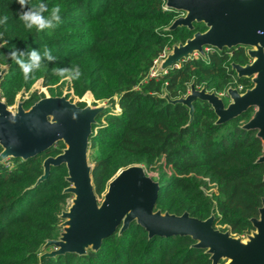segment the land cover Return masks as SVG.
I'll return each instance as SVG.
<instances>
[{"label": "trees", "instance_id": "obj_1", "mask_svg": "<svg viewBox=\"0 0 264 264\" xmlns=\"http://www.w3.org/2000/svg\"><path fill=\"white\" fill-rule=\"evenodd\" d=\"M39 3L48 6L46 17L60 5V23L28 30L19 19L17 0H0V20L7 17L0 24V68H5L0 92L6 104L13 105L17 94L29 92L38 79L56 95L53 86L62 78L53 70H67L74 95L89 91L107 103L89 137L98 196L120 168L140 164L156 174L160 185L155 209L187 211L200 219L213 213L216 228L240 236L249 232L264 196V164L255 162L261 142L254 130L241 127L253 110L217 124L206 101L196 99L191 116L184 104L168 101L185 96L191 83L218 94L230 86L250 87V80L237 78L230 65L248 61L244 47H208L204 56L151 75L160 55L193 33L185 27L165 30L175 16L164 7L165 0H29L28 7ZM202 29L195 24L194 30ZM46 48L55 59L44 57ZM33 49L42 64L26 77L16 59L28 62ZM77 72L82 75L74 79ZM42 96L31 91L23 98L24 107ZM63 146L59 142L34 157L0 162V264H211L209 254L193 247L190 237H149L135 221L104 238L97 251L40 261L44 243L59 234V214L71 195L63 192L68 185L64 164L52 166L44 180L35 182L43 173V159ZM209 187L215 190L207 194Z\"/></svg>", "mask_w": 264, "mask_h": 264}, {"label": "water", "instance_id": "obj_2", "mask_svg": "<svg viewBox=\"0 0 264 264\" xmlns=\"http://www.w3.org/2000/svg\"><path fill=\"white\" fill-rule=\"evenodd\" d=\"M164 7L182 13L165 30H193L194 23H203L206 29L172 44L158 59L155 73L165 72L191 56H204L205 47H247L250 61L230 65L237 78H248L252 85L243 91L228 87L227 103L221 95L194 83L185 96L173 100L166 94L164 97L184 104L190 116L196 99L206 101L217 124L252 109L241 127L255 131L261 142V153L255 162L264 164V0H165ZM4 71L1 67L0 77ZM23 103L19 100L15 108H10L0 92V162L9 158L25 160L62 142L59 153L43 159V173L35 184L49 175L52 166L64 164L68 185L63 192L71 195L69 204L59 214V234L44 243L41 250H49L39 255L40 261L66 253L81 256L88 250L97 251L104 238L117 230L122 233L135 221L149 237H190L193 247L209 254L211 264H264V196L258 215L250 218L252 228L244 236L216 228L213 213L200 219L187 211L175 214L155 209L160 185L140 164L120 168L98 196L92 179L93 164L89 161V137L96 117L106 105L80 106L64 95L40 97L28 108Z\"/></svg>", "mask_w": 264, "mask_h": 264}, {"label": "clouds", "instance_id": "obj_3", "mask_svg": "<svg viewBox=\"0 0 264 264\" xmlns=\"http://www.w3.org/2000/svg\"><path fill=\"white\" fill-rule=\"evenodd\" d=\"M19 5L21 6L22 11L19 13V19L23 22V25L26 29L31 30L33 28L37 29L38 31H43L45 28H51L54 26L53 22L59 24L61 21V6L54 5L49 15L46 17L44 13L49 11L48 6L39 3L36 5H32L28 7L29 0H17ZM7 21V17L5 16L2 20H0V24H3ZM12 56L15 58L16 54L12 53ZM44 57L48 60H53L55 57L51 55V52L46 48L44 52ZM42 57L36 51L32 50L29 54V61L24 62L23 60L16 59V62L20 65V68L24 75L28 77L34 69H39L42 64ZM54 74L61 77L62 79H69L66 75L67 70L65 69H54ZM82 73L77 72L74 79H79Z\"/></svg>", "mask_w": 264, "mask_h": 264}, {"label": "rangeland", "instance_id": "obj_4", "mask_svg": "<svg viewBox=\"0 0 264 264\" xmlns=\"http://www.w3.org/2000/svg\"><path fill=\"white\" fill-rule=\"evenodd\" d=\"M204 50H208L206 48H204ZM158 60H156V62L154 63V66L152 68V73L151 75H154V74H158V73H155V65L157 63ZM53 89H54V92L56 94V96H60V95H64L67 99L71 100L72 102H75V103H84L85 105L86 104H91V105H102V104H105L107 106V103H105L104 101H100V100H95L94 96L91 94L89 97L88 92H86L82 97H78L76 95L73 94V89L71 87V83L69 81V79H62L59 83H57L56 85L53 86ZM31 91H36L38 95H43V96H49L50 95V91L48 90L47 87L43 86L42 85V81L41 79H38L34 84L33 86L31 87L30 91L29 92H24V93H18L16 98H15V103L11 106H9L10 108H15L16 107V104L19 100H23V98H26L28 97L29 93ZM226 93V92H225ZM220 94L222 97L225 96L226 97V94ZM218 94V93H217ZM42 96V97H43ZM50 96H55V95H50ZM227 99V98H226ZM228 99L225 101V103H227ZM115 111H118V107L115 108ZM90 161V160H89ZM148 175H150L153 179L154 177L156 176V174L154 172H151V171H146ZM215 189L212 188V187H209L207 189H204V191L209 194L211 191H214ZM70 199V198H69ZM69 201L68 200V203L67 205L69 204ZM67 207V206H66ZM219 228V226L217 227ZM241 236H244V235H241ZM47 250H49V247L47 248ZM46 251V250H45Z\"/></svg>", "mask_w": 264, "mask_h": 264}, {"label": "flooded vegetation", "instance_id": "obj_5", "mask_svg": "<svg viewBox=\"0 0 264 264\" xmlns=\"http://www.w3.org/2000/svg\"><path fill=\"white\" fill-rule=\"evenodd\" d=\"M174 12H175V11H174ZM181 14H182L181 12H175V16H174V18L177 17V16H179V15H181ZM174 18H173V19H174ZM195 24H196V23H194V28H195ZM199 24H201V25L203 26V29H202V30H194V29H193V33H194L195 31H204V30L206 29V26H205L203 23H199ZM185 28H186V27H185ZM190 31H192V30H190ZM193 33H192V34H193ZM242 47H244L245 52H246L247 47H246V46H242ZM246 55H247V53H246ZM247 57H248V56H247ZM249 61H250V59H249V57H248V61H247V62H249ZM247 62H246V63H247Z\"/></svg>", "mask_w": 264, "mask_h": 264}, {"label": "built area", "instance_id": "obj_6", "mask_svg": "<svg viewBox=\"0 0 264 264\" xmlns=\"http://www.w3.org/2000/svg\"><path fill=\"white\" fill-rule=\"evenodd\" d=\"M206 49H208V47H206ZM165 52H166V51H165ZM165 52H164L163 54H161L159 58H161L162 56H164ZM159 58H158V59H159ZM158 59H157V60H158ZM155 62H156V61H155ZM155 62H154V63H155ZM178 66H179V65H177L176 67H178ZM237 89H238L239 91H242V86H238ZM224 93H225V92H224ZM224 93H220V94L222 95V94H224ZM225 94H226V93H225Z\"/></svg>", "mask_w": 264, "mask_h": 264}]
</instances>
